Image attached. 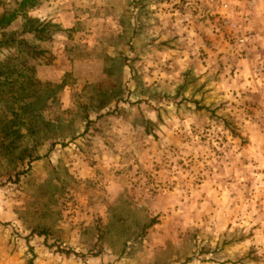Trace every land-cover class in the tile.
Here are the masks:
<instances>
[{
    "label": "rangeland",
    "instance_id": "374dc122",
    "mask_svg": "<svg viewBox=\"0 0 264 264\" xmlns=\"http://www.w3.org/2000/svg\"><path fill=\"white\" fill-rule=\"evenodd\" d=\"M56 1L40 55L0 46V264H264V33L243 59L211 0Z\"/></svg>",
    "mask_w": 264,
    "mask_h": 264
},
{
    "label": "trees",
    "instance_id": "16d2710c",
    "mask_svg": "<svg viewBox=\"0 0 264 264\" xmlns=\"http://www.w3.org/2000/svg\"><path fill=\"white\" fill-rule=\"evenodd\" d=\"M43 0H19L14 5V8L4 10L0 13V46L3 48H11L18 52H22L29 58H36V56L42 53L36 46L32 45L25 36H29L32 41L35 42H47L51 40V37L57 27L49 21H40L37 18H33L27 15V12L37 7ZM20 19L19 28L17 31L5 33V30L17 19ZM11 70L5 69L4 72H0V85H13L12 80H9L11 76ZM9 81V82H7ZM28 85L33 86L34 82L28 80ZM9 83V84H6ZM19 90L23 92V85L18 86ZM6 130V128H5ZM6 132V131H5Z\"/></svg>",
    "mask_w": 264,
    "mask_h": 264
},
{
    "label": "built area",
    "instance_id": "2783aa9c",
    "mask_svg": "<svg viewBox=\"0 0 264 264\" xmlns=\"http://www.w3.org/2000/svg\"><path fill=\"white\" fill-rule=\"evenodd\" d=\"M258 0H211L215 8L223 14L221 23L233 40L241 58L247 59L252 51L256 35L251 31V14ZM253 74L258 73V69L252 70ZM264 107V106H263Z\"/></svg>",
    "mask_w": 264,
    "mask_h": 264
},
{
    "label": "crops",
    "instance_id": "0c3cea01",
    "mask_svg": "<svg viewBox=\"0 0 264 264\" xmlns=\"http://www.w3.org/2000/svg\"><path fill=\"white\" fill-rule=\"evenodd\" d=\"M228 1L231 3L234 2V0H228ZM55 3H57L56 0H53V3H51V0L46 1L45 6L42 9L36 10L35 14H33V15H32L31 11H28L27 15L30 17H33V18H37L40 21H42V20L49 21L52 24L58 25V22H56V20H51L53 17V14L55 12V10H54L56 7ZM257 3H256V5L252 11V14H251L250 28L251 27L256 28L259 33L255 32V34H256V36L259 37V34L264 33V0H258ZM40 4H41V2H40ZM35 8H37V7H35ZM60 28H62V25L60 26ZM51 39H52V37H51ZM204 45H212V44L210 42L205 41ZM149 121H151V119H149Z\"/></svg>",
    "mask_w": 264,
    "mask_h": 264
}]
</instances>
